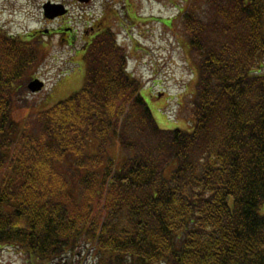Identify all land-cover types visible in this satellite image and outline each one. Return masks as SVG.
Masks as SVG:
<instances>
[{
  "label": "trees",
  "instance_id": "1",
  "mask_svg": "<svg viewBox=\"0 0 264 264\" xmlns=\"http://www.w3.org/2000/svg\"><path fill=\"white\" fill-rule=\"evenodd\" d=\"M205 3L181 8L186 129L158 124L109 29L82 50L78 92L17 121L43 52L0 31V248L27 264L84 250L86 264H264V0Z\"/></svg>",
  "mask_w": 264,
  "mask_h": 264
},
{
  "label": "rangeland",
  "instance_id": "2",
  "mask_svg": "<svg viewBox=\"0 0 264 264\" xmlns=\"http://www.w3.org/2000/svg\"><path fill=\"white\" fill-rule=\"evenodd\" d=\"M104 1H97V7L101 10ZM114 1H117V8L120 6L124 8L125 0ZM129 2L134 7L132 9L134 12L131 14L135 18H132L135 20L134 23L127 22V16L123 13L119 16L113 13L109 19L106 17V21L114 27L118 42L127 50L128 69L142 80L143 97L153 113L158 114L160 119L154 114L158 124L165 129L175 127L186 129L188 128L186 124L190 127L191 123L186 109L178 105V101L189 100L195 94L196 83L193 82L185 87L186 98L183 101L182 98L177 101L176 96H183L185 82L192 83V69L195 71L196 66L189 56L184 37L183 12L179 13L175 5L181 6L184 11L191 10L200 13L201 10L207 8L205 0H129ZM81 7H86L85 13L79 12ZM88 8L90 7L77 6V11L72 14L73 22L78 29L77 41L73 45H59L57 37L51 40L48 36L43 37L44 43H41L43 47L38 45L37 39L31 40L33 45L40 48L43 53L39 64L33 70L34 74L28 81L39 78L45 82V88L34 94L28 90L23 95L25 99L13 112L17 121H29L35 118V112L53 107L54 104L72 96L84 86L86 66L81 56H83L82 50L88 43L92 32L90 29L92 24L86 21L100 14L99 11L95 16L92 9L88 10ZM41 16L34 3H28L26 0H0V28L16 38H29L28 35L40 27ZM173 16H177L174 18V29L166 33L168 30L157 19ZM46 27L51 28L49 25ZM167 36H170V41L173 42L171 45L166 41ZM176 37L184 44L181 48L177 47L179 50L175 49L176 44L174 45ZM187 59L189 62L186 61ZM16 96H20V93L18 92ZM170 97L173 99L169 100ZM157 108L159 111H155ZM31 113L34 114L31 115ZM181 118L184 119V124L176 120H181ZM168 121L169 124L166 123ZM171 122L176 126L171 127ZM114 152L115 148L112 153ZM120 157L119 155L116 159ZM260 212L264 214V206L260 208ZM82 249L86 248L82 247ZM26 259L27 256L21 255L16 248H0V264H27ZM94 261L95 258L91 257L90 252L84 250L82 253L79 251L77 255H70L65 262L66 264H86Z\"/></svg>",
  "mask_w": 264,
  "mask_h": 264
},
{
  "label": "flooded vegetation",
  "instance_id": "3",
  "mask_svg": "<svg viewBox=\"0 0 264 264\" xmlns=\"http://www.w3.org/2000/svg\"><path fill=\"white\" fill-rule=\"evenodd\" d=\"M26 1H28V3L36 4L39 12L42 15L39 19L40 24H41L40 27L34 29L32 33L29 34V36L31 35L33 39L35 38L39 42H43L42 36H45V35L49 36L50 40L54 39V37H57L58 38L57 41L59 45L67 44V46H71L73 45V43L77 41V37H78L77 30L78 29L74 23L73 25H71V24H68L69 22L67 21L69 12L66 15L55 18L54 20H49L46 17V11H45L44 5L48 2H51V3H54V2H52L51 0H26ZM97 1L98 0H84V3H81L76 0H62V3H61L62 5H66V6H68V4L66 3H71V2H73V4H80V5L86 4L92 9L93 15L95 16L97 12L100 11L99 12L100 14L98 17L95 18L93 16L94 22L92 23V26L90 27V29L92 30L90 34V38H94L98 33L110 27V23L106 21V17L109 19V17L113 16V13H115L117 16L121 15L122 13L126 15L129 10V9L128 10L125 9V5H124V8H122V6L117 8L116 7L117 1H114V0H105L102 4L103 9L101 10V8L97 7ZM53 10L54 8H50L49 13H51ZM110 11H112V13ZM130 13L131 11L129 10V16H130ZM47 25H49L51 28L47 29L46 27ZM54 25H56V27H52Z\"/></svg>",
  "mask_w": 264,
  "mask_h": 264
},
{
  "label": "water",
  "instance_id": "4",
  "mask_svg": "<svg viewBox=\"0 0 264 264\" xmlns=\"http://www.w3.org/2000/svg\"><path fill=\"white\" fill-rule=\"evenodd\" d=\"M81 1V0H80ZM50 8H54V10L49 13V9ZM62 9V10H61ZM45 10H46V16L50 19L56 17V16H60L65 14V10H63V6L61 5H51V4H47L45 5ZM43 83L41 81H39L38 79L32 81L29 84V88L32 92H38L40 90H42L43 88Z\"/></svg>",
  "mask_w": 264,
  "mask_h": 264
}]
</instances>
